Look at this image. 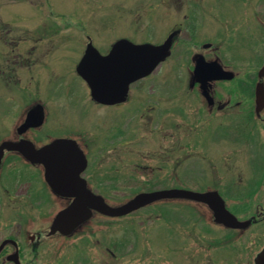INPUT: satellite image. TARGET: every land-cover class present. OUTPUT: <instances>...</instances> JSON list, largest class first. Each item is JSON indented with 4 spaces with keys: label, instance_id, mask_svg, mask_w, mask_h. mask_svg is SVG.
I'll return each mask as SVG.
<instances>
[{
    "label": "flooded vegetation",
    "instance_id": "flooded-vegetation-1",
    "mask_svg": "<svg viewBox=\"0 0 264 264\" xmlns=\"http://www.w3.org/2000/svg\"><path fill=\"white\" fill-rule=\"evenodd\" d=\"M253 18L256 23L254 29L263 30L264 33V13ZM48 19L47 24L36 31L37 37L34 38H48L49 42L6 43L5 52L0 53V60L7 66H0V80L7 83L14 80L17 91L24 99L22 112L17 115L15 125L10 127L8 137L2 138L0 144L3 141L28 140L39 148L55 139L73 141L85 159V165L79 172L85 187L102 195L109 204L111 202L105 197V193L110 191L108 188L114 189L113 193H120L119 189L124 188L126 179H145L144 187L150 188L153 179L161 178L167 180L165 185L157 187L153 184L154 187L139 189L133 194L175 187L212 190L222 197L225 207L232 214L229 201L243 204V218L234 215L239 220H246L247 227L264 223V107L258 110L254 99L255 84L258 80L264 84V77H257L258 70L256 77H247L246 88L239 93L232 87L217 90L223 83L230 82L228 80H192V87L196 90L186 93L131 88L132 84L139 83L149 75L130 84L123 99L103 102L92 95L81 73L88 69H83L80 63L89 47L96 50L93 51L94 58L106 56L117 40L128 37L118 34L106 42H97L93 33L85 29L82 23H77L70 14L68 17L54 15ZM65 19L68 23L75 19L76 30L81 33L73 28H61V20ZM186 25L188 28L189 25ZM183 29V22L170 26L165 38L172 31H177L172 38L171 52ZM59 35L60 40L65 35L69 36L70 42H50L51 36L55 38ZM77 37L79 43H73ZM163 41L161 39L153 43ZM211 44L214 45V42L201 40L197 44L199 48H194L197 49L195 58L202 56L207 62L219 61L217 48ZM15 50L21 52L14 53ZM67 51L73 58L72 62L61 67L54 65L57 60L63 61L57 58L60 57L58 53L67 56ZM249 60L252 62L253 58ZM261 61L264 63V58ZM192 67V64L188 65V72H191ZM222 67L229 69L225 64ZM191 79L194 77L191 76ZM32 81H35V85L31 88ZM193 97L199 101L198 104L191 102ZM186 98H190L188 112L193 111L191 116L186 105H179ZM176 129L182 131V136L179 139L181 142L175 146ZM206 133L214 137V144L208 145L207 149L202 138ZM223 139L230 146L227 143L221 149ZM245 144L253 149L251 159L257 164L247 172L246 185L237 188L234 182H230V179L233 181L232 177L229 180L222 179L219 171H205L203 165L220 162L227 156L233 157L231 151L239 152ZM190 156H193L190 159L192 168L197 164L199 169L175 171L174 163H179L181 157L189 159ZM19 162L26 164L27 171L19 173L21 176H14L12 164ZM0 174L3 175L0 189L6 201L13 202L23 194L19 198L24 200L23 205L39 210L45 209L51 201L58 205L49 218L38 222L31 230L21 232L18 236L8 235L0 241L1 244L8 240L0 250V264H38V261L39 264H109V254L115 256V250H110L111 247L124 250L127 243L124 237L127 236L122 235L121 240L110 241L106 234L98 235L93 218L83 221L70 234L58 231L49 233L55 214L69 205L72 197L61 196L51 190L44 178L42 164L31 163L16 150L4 149ZM232 175L242 178L239 173ZM174 178L182 179V183L175 185ZM196 178L201 180L200 183H194L199 187L186 182ZM13 180H17V189L16 186H10ZM5 200L0 201V207ZM165 200L170 199H160L158 201L164 202L155 201L136 209L129 214L134 213L137 218L128 221L129 224H121L123 234L127 230L135 233V257L141 253L140 241L144 240L145 244L151 242L155 245L158 257L153 264H255L256 255L264 245L253 255L247 251L238 252L236 236L228 231L227 226L216 221L208 203L185 200L171 204ZM22 204L19 206L23 207ZM107 227L105 224L102 232L107 233ZM136 260V264L147 262L144 258L139 260L136 257Z\"/></svg>",
    "mask_w": 264,
    "mask_h": 264
},
{
    "label": "rangeland",
    "instance_id": "rangeland-1",
    "mask_svg": "<svg viewBox=\"0 0 264 264\" xmlns=\"http://www.w3.org/2000/svg\"><path fill=\"white\" fill-rule=\"evenodd\" d=\"M263 13L264 1L257 2L256 0L253 2L249 0H0V53L5 52L6 43L16 45L24 42H49L48 38L36 40V31L40 27L45 26L49 21L48 18H52L54 15L62 14L63 17H68L69 14L72 15V17L76 18L77 23H82L85 29L93 33L97 42H106L105 40H111L118 34L126 36L134 42L164 40L172 24L183 22L185 29L181 31L179 39L172 49L171 56L163 64L159 65L149 77L139 83L132 84L131 88L133 90H172L177 93L196 90L195 87H190L188 75L191 72H188L187 67L194 63L195 54H197V49L194 48L198 47L197 44L201 40H210L214 42V45H211L217 48L218 60L235 73L233 82L223 83L222 86L217 87V90H226L228 87H232L235 90L237 89L239 93L245 90L247 77L255 75L258 68L262 66L261 59L264 58V35L262 34L264 33L263 30L254 29L256 23L253 16L262 15ZM134 16H137V19H134ZM66 21V19L64 21L61 20V28H73L77 31L75 19H71V23ZM186 23L189 25L188 28ZM65 36L61 40V35L55 38L51 36L50 42H70L68 40L69 36ZM207 37H210V39ZM73 43H79V37L75 38ZM13 52L18 53L21 50ZM58 55L60 57L57 58H62L63 61L57 60V62L53 63L56 66H64L65 63H71L73 60L69 51H67V56L61 53H58ZM251 58H253L252 62L249 60ZM15 59L18 60V57H15ZM0 66L2 68L7 67L2 60H0ZM5 82L0 80V140L8 137L10 127L15 125L14 122H16L19 112H22L24 103L23 97L17 91V83L15 84L14 80H10L8 83ZM31 85L32 88L35 85V81H32ZM189 101L190 98H186L179 103L180 107L186 105L187 112ZM191 102L199 103L194 97L191 98ZM188 113L191 116L193 111ZM181 136L182 131L176 129L174 131L175 146L178 142H181L179 140ZM202 138L206 149L208 145L214 144L213 135L206 133ZM227 143L223 139L221 149ZM227 146H230V143ZM230 149H233V147ZM253 152L250 145L245 144L241 151H231L230 155L233 157L227 156L224 160L221 159L220 162H211L209 165H203V167L205 171L209 169L219 171L222 179L226 178L229 180V177H232L233 181L230 179V182L232 184L234 182V185L238 188L242 184L246 185L247 172L257 165L251 159ZM192 157L190 156L189 159L181 157L179 163H174L175 171L198 170L197 164L192 168L190 160ZM188 160H190V163H188ZM22 162L12 164L13 168H15L11 170V172H14V176L16 174L21 176L19 173L27 171L25 168L26 164L24 165V162ZM233 173L242 174V178H235L236 175H232ZM16 181L13 180L10 186L15 187ZM125 181L124 188L119 189L123 193L121 191L120 193H113L114 189L110 188H108L110 190L109 193H105V197L112 204L129 199L134 195L133 191L149 188L147 186L144 187L146 184L145 179H126ZM152 181L154 182L150 184V186L152 185L150 188L155 185L157 187L165 185L167 180L158 178ZM200 181L198 178L186 180L190 184L191 182L192 184L200 183ZM114 183L118 184V181ZM173 183L175 185L182 183V179L174 178ZM194 185L199 187L198 184ZM18 187L17 185L16 189ZM20 196L24 195L21 194ZM19 198L16 197L13 202H8L0 189V201L5 200V204H1L0 207V241L8 235L18 236L21 235V232L31 230L32 226H35L38 222L41 223L43 219L49 218L58 208V205L51 201L45 209L39 210V208L23 205L24 200ZM165 201L171 204L183 202L182 199ZM158 202L162 203L164 201ZM19 204H22L23 207L19 206ZM228 206L237 217L243 218V211H241V209L244 210L243 204H234L229 201ZM92 218L94 224H97L94 229L98 235L106 234L110 241L121 240L123 238L122 235L127 236L124 237V239H127L124 250L110 248V250H115V256L109 254V264H136V257L139 260L141 258L147 259L146 264L156 262L158 256L155 254L154 244L151 242L150 244H145L144 240H141L139 247L141 253L135 257L136 248L135 242H133L135 233L129 230L124 234L121 232V224L125 222L129 224L128 221H133L137 218L134 213L120 218H110L95 214ZM105 224L108 225L107 233L102 232ZM228 231L236 236L238 252L247 251L251 253L250 255H253L264 245V223L253 224L240 229L228 228ZM222 233L224 235V230H222Z\"/></svg>",
    "mask_w": 264,
    "mask_h": 264
},
{
    "label": "water",
    "instance_id": "water-1",
    "mask_svg": "<svg viewBox=\"0 0 264 264\" xmlns=\"http://www.w3.org/2000/svg\"><path fill=\"white\" fill-rule=\"evenodd\" d=\"M171 32L161 44L133 43L122 38L106 56L93 57L95 48L89 47L80 65L85 70L81 72L90 87L94 98L103 102H113L123 99L129 84L150 74L156 66L170 54ZM264 75V66L258 76ZM197 81L208 79H229L233 73L224 70L217 62H205L199 57L194 67ZM255 102L259 110L264 106L263 83L258 82L255 87ZM3 148L19 151L31 163L42 164L45 179L51 189L62 196L72 197V201L65 208L56 213L50 225V232L59 231L70 234L75 227L89 219L93 212L107 216H122L148 203L162 198H187L206 202L214 211L216 221L232 228H244L247 221H239L224 206L222 198L216 191L199 192L189 189L170 188L149 192H140L119 205H110L104 198L88 190L79 172L85 165L81 150L69 139H55L51 143L36 148L30 141H4L0 145V158ZM8 240L0 245V250ZM8 259H11L10 257ZM18 262L17 259H15ZM255 264H264V248L257 254Z\"/></svg>",
    "mask_w": 264,
    "mask_h": 264
}]
</instances>
